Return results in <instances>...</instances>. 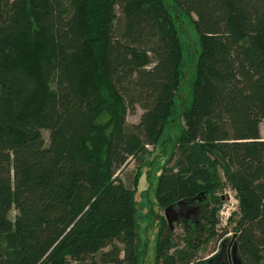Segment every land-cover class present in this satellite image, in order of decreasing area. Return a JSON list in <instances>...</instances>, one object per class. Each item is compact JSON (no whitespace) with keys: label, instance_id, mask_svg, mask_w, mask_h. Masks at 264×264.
<instances>
[{"label":"trees","instance_id":"1","mask_svg":"<svg viewBox=\"0 0 264 264\" xmlns=\"http://www.w3.org/2000/svg\"><path fill=\"white\" fill-rule=\"evenodd\" d=\"M170 10L200 40L183 104ZM262 126L264 0H0V264H141L140 203L120 174L134 160L148 182L167 154L157 209L210 196L206 243L230 235L244 264H264ZM214 166L240 202L232 232ZM160 218L155 264L197 261L198 240Z\"/></svg>","mask_w":264,"mask_h":264},{"label":"rangeland","instance_id":"2","mask_svg":"<svg viewBox=\"0 0 264 264\" xmlns=\"http://www.w3.org/2000/svg\"><path fill=\"white\" fill-rule=\"evenodd\" d=\"M169 6L171 8V5ZM170 11H171V15H173V19H175V24L178 27L179 41L181 45L182 59L184 63V67H183L184 78L179 88L180 101L183 104L191 100L192 85L195 80V65L197 62V57L200 52V40H199L198 34L191 20L181 15L183 17L182 18L179 15V13L175 10H170ZM141 114H142V110L138 108L137 113L135 115L128 114L127 121L130 124L137 123L141 117ZM107 121H108L107 112H104L98 117L95 125L97 126L99 132L103 129V127H105V124L107 123ZM177 134L178 133H174L173 131H171L168 134L166 143L167 144L173 143V141L177 137ZM43 135H44L46 142L48 143L50 133L45 130L43 132ZM262 135L264 136V126H262ZM169 146L171 148V145ZM164 147L166 149V154H167L169 149L167 148L166 144L164 145ZM147 151L148 152L144 156L141 157L142 164L143 163L146 164L147 162H149L151 160V157L153 160L154 156H156V154H159V152L155 150V148L153 147H148ZM168 156L169 154H167L165 157L167 158ZM165 157L162 156V157H159L158 159H155V162L158 165L154 168V171H153L154 177L151 178V175H150L148 182H147L146 175L150 173V170L147 172V174H144V172H142L143 165H138L134 160H130V162L127 164V166L123 169V171L120 174V178L122 182L124 183V185L131 191L136 192V198L139 199L140 211H141L140 217H141L143 225L141 226V229L139 232L140 234L138 235H140L141 242L145 241L144 246H146L147 244H150L149 238L147 239L145 238L148 232V231L145 232V230L148 229L149 223L151 222L152 224L156 220L157 216H159V218L160 217L165 218V210L160 209V208L157 209V206H155L156 205L155 194H156V188H157V183H158V180L156 179L157 172H158L159 165L160 166L162 165L161 162L164 160ZM212 171L215 175V181L220 182V187L219 189H217L216 196H218L223 201L220 207L219 213H218L219 225L221 229L224 227H227L228 231L232 232L233 231L232 225H234L238 221V216L240 214V210H239L240 202L234 197L232 193V186L222 175L221 168L219 166L217 167L214 166ZM229 194H230V197H229ZM208 198L210 199V196ZM232 200L233 202H230ZM188 201H189V207L199 208L200 206L203 207L204 205L201 200H188ZM232 203H234V205ZM183 209L185 210L187 208L183 207ZM149 211L153 212L151 216L152 221L147 219V214L149 213ZM177 211H179V209ZM225 222H226V225L224 224ZM230 222L232 225H230ZM153 225L155 226V224ZM185 228L186 226L181 225V224L175 225V230L180 234L182 233L186 234L187 231ZM148 236H149V233H148ZM154 237H155L154 232H152L150 234V238L153 239ZM231 237L232 236L229 235L226 239H228L227 246L230 245L231 250H232L233 242L230 241L232 239ZM144 238L145 240H143ZM1 240L4 241L3 239ZM216 246H218V244H216ZM144 249H145V252L142 257L141 264H147V260L151 261L152 259L153 260L155 259L154 248H151L148 250V246H147V248H144ZM201 251H205V249L202 248ZM206 252H207V248H206ZM207 254H209V252ZM207 254L202 253L201 257L203 258ZM238 264H244V261L239 256V254H238Z\"/></svg>","mask_w":264,"mask_h":264},{"label":"flooded vegetation","instance_id":"3","mask_svg":"<svg viewBox=\"0 0 264 264\" xmlns=\"http://www.w3.org/2000/svg\"><path fill=\"white\" fill-rule=\"evenodd\" d=\"M209 198L201 197L197 200H201L204 204L203 207H199L198 211L192 213L188 218L183 216H179L177 221L174 222V225H184L186 226V233L191 234V243L194 240H198V245L193 244L192 248L197 249V253L199 254V259L197 261H191L188 264H238V248L233 239L230 241L233 242L232 250L231 246H227L228 239L225 237L222 240L211 241L210 244L206 243V237H203V234H206L208 231V226L204 223V219L207 217V213L209 211ZM191 203V201H190ZM189 204V201H188ZM179 208H176L178 210ZM166 218V216H165ZM167 220V219H166ZM152 221V218H151ZM150 222V221H149ZM161 222V218L157 216L156 222L149 223V227L147 229L146 239L149 238L150 244H148V250L151 248H156V239L158 234L159 225ZM155 224V226L153 225ZM188 227V228H187ZM157 229V230H156ZM154 232L155 237L153 239L150 238V234ZM149 233V236H148ZM152 244V245H151ZM218 244V246H216ZM217 247V248H216ZM147 248V247H146ZM204 248L205 251H201ZM207 248V252H206ZM209 252V254H207ZM202 253H206L207 255L203 258L201 257ZM147 264H155L154 260H147Z\"/></svg>","mask_w":264,"mask_h":264},{"label":"water","instance_id":"4","mask_svg":"<svg viewBox=\"0 0 264 264\" xmlns=\"http://www.w3.org/2000/svg\"><path fill=\"white\" fill-rule=\"evenodd\" d=\"M197 199L199 198L197 197L193 200ZM183 207H186L187 209L184 210ZM176 208H179V211H177ZM198 210V207H189L188 201H180L177 204L167 207L165 209V216L168 223L173 226L179 216L188 218L192 213H195Z\"/></svg>","mask_w":264,"mask_h":264},{"label":"built area","instance_id":"5","mask_svg":"<svg viewBox=\"0 0 264 264\" xmlns=\"http://www.w3.org/2000/svg\"><path fill=\"white\" fill-rule=\"evenodd\" d=\"M229 197H230V194H229ZM230 202H233V200L232 201H230ZM233 205H234V203H232ZM225 225H226V222L224 223Z\"/></svg>","mask_w":264,"mask_h":264},{"label":"crops","instance_id":"6","mask_svg":"<svg viewBox=\"0 0 264 264\" xmlns=\"http://www.w3.org/2000/svg\"><path fill=\"white\" fill-rule=\"evenodd\" d=\"M147 232V231H146Z\"/></svg>","mask_w":264,"mask_h":264}]
</instances>
